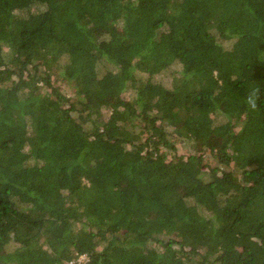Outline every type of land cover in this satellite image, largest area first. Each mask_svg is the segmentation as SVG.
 <instances>
[{"label": "trees", "instance_id": "trees-1", "mask_svg": "<svg viewBox=\"0 0 264 264\" xmlns=\"http://www.w3.org/2000/svg\"><path fill=\"white\" fill-rule=\"evenodd\" d=\"M83 255L264 264V0H0V264Z\"/></svg>", "mask_w": 264, "mask_h": 264}, {"label": "rangeland", "instance_id": "rangeland-1", "mask_svg": "<svg viewBox=\"0 0 264 264\" xmlns=\"http://www.w3.org/2000/svg\"><path fill=\"white\" fill-rule=\"evenodd\" d=\"M177 64H178V63H175L174 68H172L171 71L175 72V70H178V69L180 68V66H178ZM102 65H103V64H102ZM107 67H108V68H111V67L114 68L113 65H109V64L106 65V68H107ZM175 73H176V72H175ZM173 75H174L173 73H170V77L168 76L167 78L170 80V78H172ZM159 76H161V79H164V78L166 77V76H164V75H159ZM159 76H158V78H159ZM62 89H64V92L68 93L69 95H72V94H73L72 89H70V87H69L68 85H66V84H62ZM134 94H135L134 91L127 90V92L125 93V97L128 98V99H131V98L134 97ZM104 113H108V112H107V109H104ZM87 121H88V120H86V119L84 120L85 123H86ZM191 144H192V143H191ZM191 144H190V143H187V142H181V141H180V143H178V149H179L180 152H190V151H192L191 147H193V146H191ZM204 155H205L207 158H209L208 160H209L212 164H216V160H215L214 158H211L212 156L210 155V153L208 152V150H207V151H204ZM86 259H87V257H86L85 255H83V256L80 257V259L78 260V262H73V263H71V264H81V263L85 262Z\"/></svg>", "mask_w": 264, "mask_h": 264}]
</instances>
